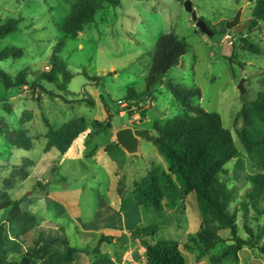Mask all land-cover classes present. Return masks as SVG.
<instances>
[{
  "label": "rangeland",
  "instance_id": "rangeland-1",
  "mask_svg": "<svg viewBox=\"0 0 264 264\" xmlns=\"http://www.w3.org/2000/svg\"><path fill=\"white\" fill-rule=\"evenodd\" d=\"M79 1L0 0V20L22 19L16 32L5 39L0 38V53L8 48L23 50V57L20 59L0 60V69L13 77L25 73L30 84L38 82L43 74H48L51 71L54 49L64 37L65 21ZM186 1L120 0V6L105 5L97 13L95 21L86 25L77 37L67 39L65 46L57 54L58 59L65 62L69 72L74 75L68 84V92L44 81L41 82L44 89H38L35 94L29 86L8 90L0 83V130L9 128L17 131L23 128L33 139V148L26 151L9 146L0 131V189L13 167L21 165L25 159L34 161L30 178L18 183L8 194L13 200H22L25 210L41 218L36 208L38 197L44 192L42 188L45 186L54 192L81 190L82 202L94 200L97 192L102 193L108 201H114L119 179L117 173L126 179L125 196H128L134 183L146 176L152 165L167 168V162L154 144L144 138L134 154L119 155L115 152L111 157L108 154H97L96 151L94 158H85L84 162L88 167L81 163H68L57 174H53L54 171L49 167H44L48 165L44 161L49 159L44 152L47 142L44 136L48 131L45 119L58 129L73 118L84 117L87 121L86 132L81 135L78 145L69 149L70 155H83L86 149L87 153L92 152L95 145L105 144L106 136H116L115 131L106 127V123L93 124L96 119H107L106 108L112 113V125L115 129L130 126L140 127L146 132L153 131L155 122L165 124L186 114L164 84L155 90L145 105V108L150 107L144 110V120L139 115L132 122L129 115H120L119 102H122L130 88L137 92L146 90V78L157 41L167 33L178 35L190 46V51L182 57L180 65L166 74L164 83L199 88L202 97L194 99V105L219 114L224 128L232 133L236 147L246 155L238 138V131L242 127L239 112L245 102L256 100L264 92V56L244 51L240 38L247 37L264 50V25L253 31L249 30L253 4L247 0H192L193 10L198 18L203 19L214 34L209 37L196 27L192 14L185 8ZM236 18L237 27L227 29V23ZM238 28L242 29L240 34L236 32ZM228 34L233 38L232 45L225 40ZM234 46L235 60L231 64L229 59ZM47 67H50L49 71L46 70ZM83 71L101 79L97 83L91 82ZM242 80L244 94L238 89ZM94 100H97V106L92 107L88 102ZM21 119L23 125L20 124ZM90 136L97 137L91 140ZM53 152L52 157L58 153L57 150ZM244 161L245 173H234V160L226 166L228 174L221 178L235 191L230 209L236 214L238 234L247 239L246 226L256 232L262 222L259 224L255 221V211L252 208L245 215L242 207L245 194L250 188L246 175L253 172L247 156ZM53 167H56L54 163ZM60 178H64V181H60ZM261 207H264V202ZM86 212L89 214V210ZM5 214L2 213L1 216ZM144 220L145 225L158 224V238L175 240L181 244L187 264H264V256L257 248L248 246L238 253V260H216L234 243L229 231H220L219 235L225 242L217 244L207 253L203 252L201 246H196L191 236H197L202 224L194 196L186 199L184 213L150 210L145 213ZM59 222L66 226L65 233L70 237L72 245L79 247L78 239L73 238L70 223L66 220ZM130 242L132 253L128 260L119 259L114 252L101 255L100 264H109L112 258L116 264L123 261L124 264H146L144 246L139 240L132 239ZM263 243L264 238L260 244ZM185 244L190 248L186 249ZM88 247L92 245L89 244ZM93 255L95 254H91ZM89 259L91 258L80 255L77 264H88ZM95 262L96 259L92 258L91 263Z\"/></svg>",
  "mask_w": 264,
  "mask_h": 264
},
{
  "label": "trees",
  "instance_id": "trees-1",
  "mask_svg": "<svg viewBox=\"0 0 264 264\" xmlns=\"http://www.w3.org/2000/svg\"><path fill=\"white\" fill-rule=\"evenodd\" d=\"M247 1L253 4L252 17L248 23L249 30L253 31L264 25V0ZM105 5L117 7L120 6V0H80L74 6L65 21L64 37L58 42L51 57V71L40 76L38 82L30 84L27 74L13 77L0 69V83L8 90L29 86L35 94L38 89H44L41 85L44 81L63 92H68V84L74 75L69 72L68 65L58 59L57 54L63 49L67 39L77 37L86 25L95 21L97 13ZM21 21L22 19L17 18L0 20V38L5 39L16 32ZM237 25L238 18L226 26L227 29H234ZM240 40L244 51L264 56V50L249 38L241 37ZM235 50L236 46L233 47L229 59L231 64L235 60ZM189 51L190 46L175 33L162 35L157 41L153 62L146 78V90L137 92L130 88L122 100L128 105L130 117L140 113L144 120L145 105L155 90L165 84L186 114L165 124L155 122L153 131L144 137L151 141L163 156L167 168L152 165L146 176L134 183L128 196H125L126 179L117 174L120 209L128 211L139 207L144 215L150 210L184 213L186 199L194 196L202 228L197 236L192 235L191 239L196 246H201L203 252L207 253L217 244L225 242L219 232L229 231L234 243L216 260H238V253L246 246L257 248L264 256V243L260 244L264 238V207H261L264 202V92L259 94L256 100L245 102L239 112L242 127L238 131V138L245 149L244 155L236 147L232 133L224 128L221 116L194 105V99L202 97L199 88H186L172 82L164 83L166 74L180 65L182 57ZM22 57L23 50L19 48H8L0 53L2 61ZM83 74L94 83L101 79L90 76L86 71H83ZM88 103L90 106L94 105L93 102ZM106 112V127L112 129V115L107 108ZM44 123L48 129L45 135V153L55 148L65 155L87 129V121L83 117L73 118L58 129L47 119ZM20 124H24L22 119ZM94 124L100 125V122L95 121ZM0 131L9 146L26 151L33 148V139L28 136L26 129L16 131L7 128ZM118 149L119 145L112 144L106 148V152L112 157ZM245 156L249 159L253 172L246 175L250 188L245 194L242 207L245 215L252 208L255 211V221L259 224L262 222L256 232L246 226L247 239L238 234L236 214L230 209L235 191L221 178L222 175L228 174L226 166L234 160V173H245ZM34 166V161L23 160L21 165L13 167L0 189V264H77L81 254H97L100 245L110 241V237L102 236L98 246L91 251L80 250L71 244L64 230L45 228L39 216L22 207V200H13L10 197L8 192L15 189L18 183L27 181ZM42 190L45 192L46 186ZM2 213L6 214L1 216ZM159 231L158 224L154 223L138 227L131 234L132 239L139 240L144 246L146 264H187L181 244L175 240L158 238ZM184 247L190 248L188 244Z\"/></svg>",
  "mask_w": 264,
  "mask_h": 264
},
{
  "label": "crops",
  "instance_id": "crops-1",
  "mask_svg": "<svg viewBox=\"0 0 264 264\" xmlns=\"http://www.w3.org/2000/svg\"><path fill=\"white\" fill-rule=\"evenodd\" d=\"M87 102V101H83ZM94 106H97V100H94ZM150 106H146L149 108ZM144 107V110L146 109ZM120 115H122V107L120 106ZM134 109V108H133ZM110 112V110H109ZM112 115V113L110 112ZM106 117L108 118V113L106 112ZM128 115V114H126ZM135 116H139L140 113H135ZM84 118V117H83ZM95 121H99L101 123H106L107 119L99 120L96 119ZM93 121V124L94 122ZM130 126H122L115 129L112 125L111 131H115L116 133L124 128H128ZM134 129H141L140 127H136ZM144 129V128H143ZM142 130V129H141ZM45 137V136H44ZM82 136L78 137L72 147H76L81 141ZM97 136H90L91 140L95 139ZM107 142L102 145H95L94 151L83 152L81 154L70 155L69 150L65 155H62L57 149L53 148L51 151L47 152V156H49L47 160L44 161L48 163L47 166L49 167L53 174H57L60 172L61 167L65 166L68 163H81L82 166L88 167V164L84 162L85 158H94L96 154H108L106 152V148L110 147L112 144L115 145L116 136H106ZM46 139V138H45ZM143 138L139 140V148L140 142ZM148 141V140H147ZM151 142V141H150ZM46 145V144H45ZM118 145V144H116ZM120 146V145H119ZM71 147V148H72ZM138 148V149H139ZM53 150H57L58 153L53 154ZM115 152L119 155H124L127 153L121 146L120 149L115 150ZM114 152V153H115ZM51 155V156H50ZM55 164L56 167L52 168V164ZM118 174V173H117ZM116 174V175H117ZM60 181H64V178H60ZM48 182V180L46 181ZM51 183V181H50ZM117 191V188H116ZM83 192L81 190L73 192L69 190L64 191H50L47 189L45 192H42V195L38 197V214L42 218V225L45 227H51L55 229L61 228L65 232L67 228L65 225H62L61 220H66L70 223L71 232L73 231V238L78 239L79 247H76L80 250H93L95 247L98 246L99 240L102 236L110 237L111 240L108 242H104L99 247V252L93 256L87 254L84 255L86 258H91L88 260V264H92V258L96 259V262L93 264H100L99 257L104 254H111L117 253L119 259L128 260V257L131 255V246L130 241L132 232L138 227L146 226L144 223V214L142 213L139 207H134L128 211H121V198L116 194L114 201H108L102 193L97 192L94 197V200L90 199L89 201L82 202ZM86 210H89V214H86ZM53 216V217H51ZM53 218V219H52ZM70 239V237H69ZM72 244V241L70 239ZM91 244L92 247H88ZM85 246V247H83ZM121 254V256H120ZM120 263V264H124ZM109 264H116L114 258L110 259ZM137 264V263H132Z\"/></svg>",
  "mask_w": 264,
  "mask_h": 264
},
{
  "label": "water",
  "instance_id": "water-1",
  "mask_svg": "<svg viewBox=\"0 0 264 264\" xmlns=\"http://www.w3.org/2000/svg\"><path fill=\"white\" fill-rule=\"evenodd\" d=\"M192 0H187L185 2L186 10L192 14V18L196 23V27L200 30L201 33L211 37L213 36L212 30L209 28L207 23L203 19H199L196 12L193 10ZM241 28L236 30L237 34L241 33ZM242 80L238 86V89L241 94L245 93ZM148 136V132L141 129H134L132 127L124 128L119 130L116 133V142L115 145H120L128 154H134L138 151L139 140Z\"/></svg>",
  "mask_w": 264,
  "mask_h": 264
},
{
  "label": "built area",
  "instance_id": "built-area-1",
  "mask_svg": "<svg viewBox=\"0 0 264 264\" xmlns=\"http://www.w3.org/2000/svg\"><path fill=\"white\" fill-rule=\"evenodd\" d=\"M225 40H227V41H229V44L230 45H232L233 43H232V41H233V38H232V36L231 35H226L225 36ZM46 70H50V67H47L46 68ZM119 104H120V106L122 107V115H126V114H128V110H127V107H128V105H127V103H125V102H119ZM134 110V109H133ZM137 117L138 116H135V115H133L131 118H132V122H134L136 119H137Z\"/></svg>",
  "mask_w": 264,
  "mask_h": 264
}]
</instances>
